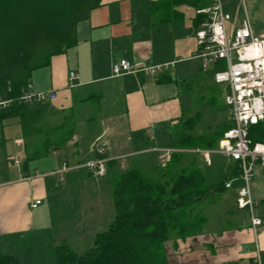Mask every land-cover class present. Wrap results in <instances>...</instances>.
<instances>
[{"label":"crops","instance_id":"0c3cea01","mask_svg":"<svg viewBox=\"0 0 264 264\" xmlns=\"http://www.w3.org/2000/svg\"><path fill=\"white\" fill-rule=\"evenodd\" d=\"M138 1L102 0L89 20L79 24L77 45L54 57L49 66L33 73L34 92L54 93L55 98L31 105L32 111L40 112L28 113H33L37 119L41 117L40 121L33 122L32 135L27 137L22 125L18 124L23 134L15 136V141L20 146L18 148H24L19 174L0 184V247L3 253L16 256L18 261L17 243L26 244L24 237L30 235H39L40 240L46 229L53 228L50 214L56 205L62 204L60 198L54 200L53 192L59 191L63 197L76 194V190H71L68 185L72 181L77 180L86 187H81L80 193L76 194L79 199L76 202L77 216L64 213L59 216L60 222L53 233L56 239L50 246L52 251L61 241L67 244V240L74 244L82 242L95 232L89 231L90 228L101 230V217L106 211L109 218L106 226H109L115 216L114 213L110 216L114 211L113 200L109 199L112 185L105 196V191H100L99 182L94 187L91 184L93 178H102L94 177L83 167L98 158L96 147L108 144L106 176H111L112 180L130 169L156 168L158 150L165 148L171 140L169 133H175L185 121L194 119L195 123L188 131L193 137L213 132L193 134L200 113L185 120L182 99L183 93L191 88L189 79L202 71L200 60L195 58L199 29L197 7L178 0L174 6L178 13L171 14L169 21L161 22L158 20L160 14L153 16L150 10L158 0H142L141 5ZM189 6L196 8L193 13H188ZM121 60L148 65L176 62L174 70L177 73L173 74L171 68L158 76L159 81L144 73L114 77L112 65ZM70 72L79 75L78 81H69ZM59 98H62L60 105ZM66 123L72 125L74 135L63 149L59 145L51 156L25 165L27 150L35 155L45 143L51 148L48 135L53 132L61 134ZM225 125H231L230 119ZM83 128L87 135H84ZM56 141H62V137ZM187 151L205 170L211 182L217 181L215 177L221 171L225 179L228 177L233 165L229 158L221 154L213 158L211 153V164H207L202 155ZM145 153H155V156L150 158ZM64 164L69 170L62 172ZM230 184L223 194L222 201L226 206L220 212L217 225L208 222L201 235L177 241V249L171 240L168 245L170 264H258V250L261 264H264V169L256 167L251 184V195L259 203L257 214L263 223L257 232L251 227L248 211L237 206V190L242 182L234 179ZM37 201L41 203L33 208ZM44 254L36 260L46 262ZM53 257L54 253H51L48 261ZM32 260L36 261L35 258L24 259Z\"/></svg>","mask_w":264,"mask_h":264},{"label":"trees","instance_id":"16d2710c","mask_svg":"<svg viewBox=\"0 0 264 264\" xmlns=\"http://www.w3.org/2000/svg\"><path fill=\"white\" fill-rule=\"evenodd\" d=\"M177 1L158 0L150 10L153 16L160 14L161 22L169 21L171 14L178 13L174 8ZM181 2H189L197 10L207 4L206 0ZM101 3L102 0H0V147L5 145L4 127L11 122L21 124L27 137L32 135L33 122L41 117L28 113L32 104L20 102L19 98L35 71L77 45L79 24L89 20ZM197 20L200 25V15ZM3 102L9 104L3 106ZM192 123L194 119L185 121L175 133H169L171 140L165 147L214 150L231 128L225 125L206 136L193 137L188 133ZM71 127L66 123L61 134L48 135L51 148L44 142L46 147L35 155L26 149L25 165L50 155L59 145L63 148L74 135ZM60 137L62 141H56ZM249 137L253 143L264 144V122L253 126ZM239 176V163L234 162L228 177L213 183L190 152L175 153L166 166L158 163L156 168L138 167L120 173L111 180L115 216L107 229L96 235L84 253H77L67 243L56 246L55 263L170 264L169 242L174 240L176 249L177 241L201 235L209 222L204 206L220 199L226 184ZM0 264L19 261L0 247Z\"/></svg>","mask_w":264,"mask_h":264},{"label":"built area","instance_id":"2783aa9c","mask_svg":"<svg viewBox=\"0 0 264 264\" xmlns=\"http://www.w3.org/2000/svg\"><path fill=\"white\" fill-rule=\"evenodd\" d=\"M208 5L197 11L202 20L197 31L198 52L195 56L200 60L202 71L208 72L209 66H214L213 78L217 84L226 88L225 103L230 110L231 128L220 139L214 150H193L204 157L207 164H211L210 154L218 153L238 162L242 182L237 190V206L248 210L251 216V227L255 232L262 226V220L257 214L259 203L252 198L251 184L255 177L257 166L264 169V144L253 143L249 137L253 126L264 122V31L259 35L254 33L248 18L229 31L228 23L232 20L230 14L224 10V0H206ZM176 62L148 65L121 60L112 65L114 77H122L132 73H144L158 80V76L169 71ZM79 75L70 72L69 81H78ZM76 86V85H72ZM54 93H36L32 83L23 91L20 102L33 104L54 99ZM9 102H3V106ZM108 144L96 147L98 158L85 164L94 177L106 175L107 159L105 157ZM188 152L174 148L158 150L157 160L166 166L175 153ZM20 166V160H14ZM64 165L62 172L68 171ZM230 182L226 188H230ZM41 202L32 205L36 208ZM261 254L258 250L257 262L261 264Z\"/></svg>","mask_w":264,"mask_h":264},{"label":"rangeland","instance_id":"374dc122","mask_svg":"<svg viewBox=\"0 0 264 264\" xmlns=\"http://www.w3.org/2000/svg\"><path fill=\"white\" fill-rule=\"evenodd\" d=\"M138 3L141 5L142 0H139ZM224 10L225 12L229 13L232 17V20L228 23L229 31L232 32L236 27H238L243 20L246 18L249 19L254 33L256 35H259L264 31V0H224ZM195 8V7H194ZM193 6L187 7L190 12H194ZM196 9V8H195ZM214 66H209L208 70L209 73H205L200 71L199 74H195L192 76L189 80L191 83V88L183 93V104L185 108V120L192 118L197 113H200V118L198 119L195 130L193 131L194 135L199 134H205L210 131H215L218 128L222 127L224 123H227L228 119H230V110L229 107L225 103V96H226V88L224 85H217L214 83L213 78V69ZM175 67L172 68V71H174L173 74H176L177 71L174 70ZM212 72V73H211ZM179 78H182L179 76ZM208 80V81H207ZM192 81V82H191ZM59 105L62 103V98H59ZM61 107V106H60ZM13 123V122H11ZM6 125L3 130V136L5 139V145L0 147V184L1 182L5 181V179H10L13 177V175L19 174L18 167L14 160H20V163L22 161V156L24 154V148H18L20 147L17 144V140L15 141V136H21L22 129L19 128L18 124H11ZM96 128H98V125H95ZM84 135H87L88 132H86L83 128ZM153 140L150 141L151 145L150 147H154V144L152 143ZM18 146V147H17ZM63 149V148H62ZM153 149V148H152ZM152 149L149 151L151 152ZM147 153V152H146ZM146 156L153 157L155 156V153H151L149 155L146 154ZM52 154V153H51ZM144 154V153H143ZM220 154L218 153H212L213 158H218ZM51 156V155H50ZM49 156V157H50ZM26 157V156H25ZM82 158V157H81ZM79 161H87V160H79ZM128 160H124V162H127ZM220 161L219 163H221ZM234 164V162H232ZM66 165V164H64ZM63 165V166H64ZM63 168V167H62ZM106 174H107V165H106ZM209 174V172H208ZM106 176V175H105ZM102 179H96L93 178V182L91 183L94 187V184L96 182H99L98 184L100 186V191H105V196L108 195V190L110 191V185H111V176L99 177ZM217 180L215 183H221L224 181L225 176L224 173L221 171L218 173L215 177ZM65 183H61V185H64ZM71 185V190L80 193V188L85 189V184H80L77 180L72 181L68 184ZM79 190V191H78ZM76 193V194H77ZM102 193V192H101ZM76 194H68L67 196H61L59 191L53 192L54 200L62 201V204L56 205L54 212H52L50 215L52 218L50 219L51 223L50 226L52 229H46L47 231L44 236L39 240V235H33V236H25L24 241L26 240V244L17 243L18 252L17 256L19 257V263L20 264H56L55 263V257L49 258L51 253H54L52 251L51 243L53 240H55L54 231L55 228L58 226V222L60 220L58 219L59 216L67 214L68 216H77V195ZM109 196L111 199V193H109ZM224 195L220 197L216 202L214 203H207L205 205V212L208 219L209 224L216 226L217 221H219L220 212L223 210V207L226 206V203H224V200L222 201ZM66 208V210H65ZM243 210V209H240ZM57 211V212H56ZM248 211V210H247ZM114 213V214H113ZM249 213V211H248ZM115 215V211H113L111 215ZM250 215V213H249ZM224 219V214L222 215ZM71 220V219H70ZM109 221V218L107 217V211L105 214L101 217V225L100 229L97 230L90 228L89 231L95 230V232L90 233L87 235L82 242L78 244H74L71 240H67L70 244V246L77 252V253H84L88 251L93 241L96 237V233L99 231H103L102 229H107V223ZM251 221V216H250ZM106 227V228H105ZM51 233V234H50ZM60 239V236H59ZM190 239V238H188ZM187 240V239H186ZM185 240V241H186ZM61 241V240H60ZM183 241V240H181ZM23 243V242H22ZM59 245L62 244V241L58 243ZM178 246V245H177ZM178 248V247H177ZM176 248V249H177ZM49 251V252H48ZM46 262L37 261L36 258L40 257L42 253H44ZM29 256V258H28ZM55 256V254H54ZM32 261H24V259L31 260Z\"/></svg>","mask_w":264,"mask_h":264}]
</instances>
